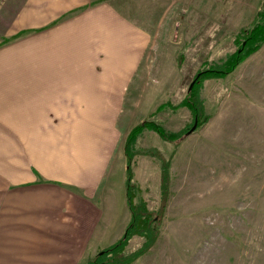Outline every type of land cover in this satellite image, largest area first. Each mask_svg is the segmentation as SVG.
<instances>
[{
	"label": "rangeland",
	"instance_id": "obj_1",
	"mask_svg": "<svg viewBox=\"0 0 264 264\" xmlns=\"http://www.w3.org/2000/svg\"><path fill=\"white\" fill-rule=\"evenodd\" d=\"M115 2L138 24L143 45L132 80L124 86L121 100L105 108L106 114L103 107L76 105L63 91L42 90L37 100L43 111L36 117L42 138L33 147L26 140L19 145L21 117L0 115V213L4 195L25 189L2 182L17 164L30 166L44 184L74 188L64 180L84 181L80 175L86 172L84 165L98 146L100 132L109 147L98 196L103 199L105 193L110 219L107 233L95 236L105 238V245L95 249L91 244L80 264L115 244V231L120 227L122 237L130 223L127 152L133 204L144 205L148 213L123 254L129 256L143 245L148 226L158 230L154 244L130 264H264V59L255 63L249 56L237 66L244 67L243 72L236 67L225 75L206 73L191 87L197 74L220 69L244 46L245 32L263 22L264 0ZM17 77L0 75L3 99L18 97L13 90ZM57 77L60 86L61 76ZM195 100L204 111L200 122L188 102ZM155 124L174 137L161 136ZM137 125L144 126L129 140ZM10 126L13 137L2 138V130ZM51 158L57 174L53 180L44 175L49 176Z\"/></svg>",
	"mask_w": 264,
	"mask_h": 264
},
{
	"label": "crops",
	"instance_id": "obj_2",
	"mask_svg": "<svg viewBox=\"0 0 264 264\" xmlns=\"http://www.w3.org/2000/svg\"><path fill=\"white\" fill-rule=\"evenodd\" d=\"M125 15L115 0H0V75L18 76L13 89L18 97L1 95L0 115L22 118L17 123L19 145L26 140L33 147L42 138L40 118L36 120L43 111L37 100L42 90L63 91L82 108L105 109L121 100L143 54L138 24ZM250 57L262 63L264 42ZM57 76H61L60 86ZM104 109L101 112L106 114ZM7 129L2 130V138L13 137L8 134L13 126ZM101 136L97 132L98 146L91 150L86 172L80 175L84 176L79 180H85L78 184L75 178L64 180L74 188L41 183L27 165L17 164V170L2 178L9 187L25 189L3 197L0 264H80L90 254L91 244L95 249L105 245V238L95 237L107 233L106 219H110L105 193L103 199L98 196L109 147ZM52 158L49 176L44 174L50 180L56 174ZM115 234L113 241L120 239V227Z\"/></svg>",
	"mask_w": 264,
	"mask_h": 264
},
{
	"label": "trees",
	"instance_id": "obj_3",
	"mask_svg": "<svg viewBox=\"0 0 264 264\" xmlns=\"http://www.w3.org/2000/svg\"><path fill=\"white\" fill-rule=\"evenodd\" d=\"M263 22L259 21L258 23H255L254 26L252 27V30L249 31H244L246 34V38L244 39V46L239 48L236 52L231 54L226 62L219 67L220 69H213L209 70L208 72H200L197 74L195 77L194 81L195 83L198 81V79L203 76L204 74H213V75H225L227 73L232 72L241 62H243L246 58H248L251 54L256 52L264 42V17L261 18ZM260 20V19H259ZM194 83V85H195ZM193 85V86H194ZM192 86V87H193ZM191 89V88H190ZM190 104L189 106L192 109V112L194 115L199 118L200 122V117L204 113L203 107L201 105L197 104V100L195 101H188ZM209 118L206 117L205 121ZM203 124V122H201ZM144 125H137L134 129L131 130V132L128 135L129 140L133 139V137L138 134L139 130L142 129ZM153 128L161 134V136L168 138L170 135L165 131L164 128H162L160 125H154ZM174 137L170 136L169 138ZM127 152V149H126ZM131 160V157L129 156L127 152V168H126V174H127V180L125 183L126 189H127V203L128 206L131 210L132 218L130 220L129 225L127 226L124 235L112 246L104 250L102 253H99L96 257L88 259L85 264H130L135 258H138L145 254L149 248L154 244L157 236V228L155 226L147 228L146 236L147 240L143 243V245L137 249L134 253H132L129 256H125L123 254L124 247L127 245L129 239L136 233L139 232L140 225L142 223H145L146 220H143L142 217L144 213H148L146 211H143L145 209L144 205L141 206H136L133 204L132 197H131V188H132V171H131V166L129 164ZM165 164L163 165V188L164 192H168V171L166 170V164L167 162H164ZM139 210L142 212L140 213Z\"/></svg>",
	"mask_w": 264,
	"mask_h": 264
},
{
	"label": "water",
	"instance_id": "obj_4",
	"mask_svg": "<svg viewBox=\"0 0 264 264\" xmlns=\"http://www.w3.org/2000/svg\"><path fill=\"white\" fill-rule=\"evenodd\" d=\"M198 76H199V75H198ZM198 76H197V77H198ZM194 83H195V81L192 82L191 87L194 85ZM195 129H196V124H195V126L189 131V133H192Z\"/></svg>",
	"mask_w": 264,
	"mask_h": 264
}]
</instances>
